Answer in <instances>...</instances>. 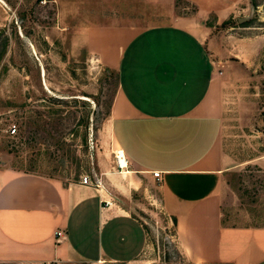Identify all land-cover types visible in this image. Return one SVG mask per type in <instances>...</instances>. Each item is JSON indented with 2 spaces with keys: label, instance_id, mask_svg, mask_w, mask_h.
I'll return each mask as SVG.
<instances>
[{
  "label": "crops",
  "instance_id": "0c3cea01",
  "mask_svg": "<svg viewBox=\"0 0 264 264\" xmlns=\"http://www.w3.org/2000/svg\"><path fill=\"white\" fill-rule=\"evenodd\" d=\"M58 2L76 14L74 43L116 75L105 152L93 159L100 187L0 169V263L134 260L145 232L133 197L151 187L189 260L264 264V226L228 223L222 212L224 78L207 23L238 19L247 0ZM114 152L123 154L125 172L109 164Z\"/></svg>",
  "mask_w": 264,
  "mask_h": 264
},
{
  "label": "rangeland",
  "instance_id": "374dc122",
  "mask_svg": "<svg viewBox=\"0 0 264 264\" xmlns=\"http://www.w3.org/2000/svg\"><path fill=\"white\" fill-rule=\"evenodd\" d=\"M254 1V9L247 0L248 9L239 14L245 20L228 18L215 25L210 18L207 23L224 78L223 216L232 224L264 226V0ZM77 22L73 7L58 0H1L0 169L62 183L94 174V154L106 147L103 122L117 81L113 71L74 43ZM11 124L14 134L7 132ZM110 156L109 164L118 169ZM133 198L144 248L128 263L100 264H199L180 250L151 187Z\"/></svg>",
  "mask_w": 264,
  "mask_h": 264
},
{
  "label": "built area",
  "instance_id": "2783aa9c",
  "mask_svg": "<svg viewBox=\"0 0 264 264\" xmlns=\"http://www.w3.org/2000/svg\"><path fill=\"white\" fill-rule=\"evenodd\" d=\"M7 132L9 134H14L15 133V126L13 124H11L8 128H7ZM119 156L122 157V154L120 153V155L116 152L113 153V158H114V164L118 169H122V167H119ZM125 168V167H123ZM153 177L157 178L158 177V172H152L151 173ZM79 183L82 185H93L96 188L100 187V180L98 178H96L93 174V180L89 177V175L87 173L81 174L79 176ZM104 205H108L107 201H102ZM56 236L60 235V232H56L55 233Z\"/></svg>",
  "mask_w": 264,
  "mask_h": 264
},
{
  "label": "bare ground",
  "instance_id": "6f19581e",
  "mask_svg": "<svg viewBox=\"0 0 264 264\" xmlns=\"http://www.w3.org/2000/svg\"><path fill=\"white\" fill-rule=\"evenodd\" d=\"M120 153L121 152H119L118 154L120 155ZM118 163H119L120 167H125L126 166V161H125V158H124L123 154H122V157L119 156V162Z\"/></svg>",
  "mask_w": 264,
  "mask_h": 264
},
{
  "label": "trees",
  "instance_id": "16d2710c",
  "mask_svg": "<svg viewBox=\"0 0 264 264\" xmlns=\"http://www.w3.org/2000/svg\"><path fill=\"white\" fill-rule=\"evenodd\" d=\"M249 3H250V5H251V7H252L253 9H254L255 6L257 5V4L255 3L254 0H249Z\"/></svg>",
  "mask_w": 264,
  "mask_h": 264
},
{
  "label": "water",
  "instance_id": "95a60500",
  "mask_svg": "<svg viewBox=\"0 0 264 264\" xmlns=\"http://www.w3.org/2000/svg\"><path fill=\"white\" fill-rule=\"evenodd\" d=\"M245 19H246V18H238L237 20H238V21H239V20H241V21H242V20H245Z\"/></svg>",
  "mask_w": 264,
  "mask_h": 264
}]
</instances>
